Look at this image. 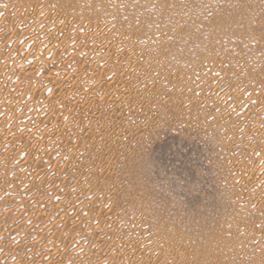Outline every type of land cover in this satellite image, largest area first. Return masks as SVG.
<instances>
[{
  "label": "rangeland",
  "instance_id": "rangeland-1",
  "mask_svg": "<svg viewBox=\"0 0 264 264\" xmlns=\"http://www.w3.org/2000/svg\"><path fill=\"white\" fill-rule=\"evenodd\" d=\"M85 258L264 264V0H0V264Z\"/></svg>",
  "mask_w": 264,
  "mask_h": 264
},
{
  "label": "bare ground",
  "instance_id": "bare-ground-1",
  "mask_svg": "<svg viewBox=\"0 0 264 264\" xmlns=\"http://www.w3.org/2000/svg\"><path fill=\"white\" fill-rule=\"evenodd\" d=\"M50 61H51V60H50ZM51 63H52V61H51ZM51 63H50V64H51ZM70 86H71L72 89H82V85L79 84V83H75V84L72 83ZM75 105H76V104H75ZM36 194H37V193H36ZM89 199H90V198H89ZM82 201H83V202H82L83 204H84V203H87V201H88V197H87V195H84V196H83ZM71 205H72V204H71ZM74 207H75V206H74ZM121 241H122V240H121ZM118 243H119V242H118ZM120 244H121V242H120ZM126 244H127V243H126ZM126 244H124V245L126 246ZM117 246H118V245H117ZM121 246H122V245H121ZM121 246H120V247H121ZM118 248H119V247H118ZM127 248H128V247H127ZM112 249H113V248H112ZM112 249H111V250H112ZM121 250H122V249H121ZM125 251L128 252L129 249H128V250L125 249ZM125 251H124V252H125ZM96 253H97V252H96ZM121 253H122V251H121ZM73 255H74V254H73ZM107 256H108V255H107ZM81 257H82V256H81ZM93 258H94V257H93ZM47 259H48V258H47ZM64 259H65V258H64ZM85 259H86V258H85ZM94 260H95V259H94ZM98 260H99V259H98ZM108 261H109V260H108ZM108 261H107V262H108ZM56 262H57V261H56ZM114 262H115V261H114ZM114 262H113V263H114ZM53 264H54V263H53ZM85 264H92V260H90V258H87L86 261H85ZM115 264H116V262H115Z\"/></svg>",
  "mask_w": 264,
  "mask_h": 264
}]
</instances>
